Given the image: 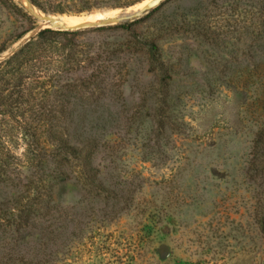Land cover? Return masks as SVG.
Returning a JSON list of instances; mask_svg holds the SVG:
<instances>
[{"label": "rangeland", "instance_id": "obj_1", "mask_svg": "<svg viewBox=\"0 0 264 264\" xmlns=\"http://www.w3.org/2000/svg\"><path fill=\"white\" fill-rule=\"evenodd\" d=\"M132 1L38 0L42 9L29 0H0V46L8 40L0 61L48 27L39 25L42 13L114 15L151 0L127 5ZM258 6L162 0L129 19H139L129 35H85L93 52L127 38L130 47L122 44L111 63L116 92L75 105L89 120L100 118L97 130L87 127L97 136L100 188L73 177L57 188L56 216L65 224L58 222L46 264H264V6ZM151 44L158 62L150 60ZM46 100L45 113L33 115L41 129L51 127L55 109L54 99ZM0 122L12 125L1 115ZM24 148L20 141L18 155ZM15 191L0 185V199ZM36 240L20 243L19 252L0 238V264H20L27 249L28 262L39 264Z\"/></svg>", "mask_w": 264, "mask_h": 264}, {"label": "trees", "instance_id": "obj_2", "mask_svg": "<svg viewBox=\"0 0 264 264\" xmlns=\"http://www.w3.org/2000/svg\"><path fill=\"white\" fill-rule=\"evenodd\" d=\"M29 1L44 8L38 0ZM258 3L262 10L264 0ZM138 20L75 30L42 28L0 61V115L12 122L7 127L0 122V185L16 188L11 196L0 199V238L5 247L12 244V250L19 252L23 250L20 243H27L30 237L37 239L34 250L43 255L40 262L37 258L39 264L51 261L50 245L58 238V222L65 224L56 216L62 207L56 199L60 184L73 177L83 186L100 188L101 169L95 165L97 136L87 134V127L89 131L99 128L100 118L89 120V114L78 112L75 105L116 92L112 83L115 65L111 63L118 58L122 44L130 47L127 38L125 43L93 52L84 37L104 31L129 35ZM34 27L32 24L13 41ZM7 43H2L0 53L8 49ZM149 53L152 62L160 60L157 45L151 44ZM48 97L55 101L54 114L51 127L41 129L33 125V115L45 113ZM79 126L81 132L73 134ZM20 141L25 148L18 155ZM23 168L27 173L23 174ZM25 254L18 260L20 264H30Z\"/></svg>", "mask_w": 264, "mask_h": 264}, {"label": "water", "instance_id": "obj_3", "mask_svg": "<svg viewBox=\"0 0 264 264\" xmlns=\"http://www.w3.org/2000/svg\"><path fill=\"white\" fill-rule=\"evenodd\" d=\"M162 0L157 1H149L143 8L138 9H130L131 7H127L121 10L118 14L114 15H106L110 10H102L104 13L102 16L94 20V22H79L74 23L70 20L63 18V15H54V14H45L37 16L40 26H48L56 29H82L88 28L92 26H102V25H111V24H119L129 19H133L134 17L140 15L143 11H148L152 9L155 5L160 3ZM30 37L26 38L24 42H26ZM14 51L8 52L2 55L1 59H5L13 54Z\"/></svg>", "mask_w": 264, "mask_h": 264}, {"label": "bare ground", "instance_id": "obj_4", "mask_svg": "<svg viewBox=\"0 0 264 264\" xmlns=\"http://www.w3.org/2000/svg\"><path fill=\"white\" fill-rule=\"evenodd\" d=\"M151 1H157V0H151ZM145 5H144V3H142L141 5L137 6L136 8H132L131 7L130 9H138L139 7L143 8ZM102 15H103V13H97V14H94V15H87V16H83V17H70V16L68 17V16H65L63 18H65L67 20H70V21H72L74 23H79V22H83V21H85V22H94V20H96L97 18H99ZM106 15H109V14H106Z\"/></svg>", "mask_w": 264, "mask_h": 264}]
</instances>
